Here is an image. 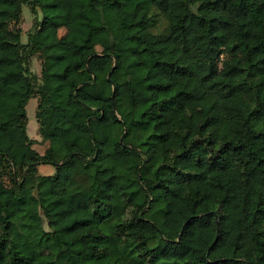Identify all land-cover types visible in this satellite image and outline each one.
Here are the masks:
<instances>
[{
  "label": "trees",
  "instance_id": "trees-1",
  "mask_svg": "<svg viewBox=\"0 0 264 264\" xmlns=\"http://www.w3.org/2000/svg\"><path fill=\"white\" fill-rule=\"evenodd\" d=\"M179 1L0 0V264H264V0Z\"/></svg>",
  "mask_w": 264,
  "mask_h": 264
},
{
  "label": "rangeland",
  "instance_id": "rangeland-1",
  "mask_svg": "<svg viewBox=\"0 0 264 264\" xmlns=\"http://www.w3.org/2000/svg\"><path fill=\"white\" fill-rule=\"evenodd\" d=\"M184 13V8L181 5L179 0H169V4L164 13L157 12L156 15V25L153 29L156 32L160 31H168L171 29H178L180 26V22L182 19V15ZM41 18L42 13L38 10V13L35 14L32 10L31 5L29 3H25L23 5L21 17L18 22H14L12 24L13 28H18L21 30L22 35V42L24 44L28 43V37L31 32L35 29V19ZM66 32L65 29L60 30V34L64 35ZM98 49L101 51L102 47L99 46ZM26 65L30 70L33 77H35L37 81V85L41 83L42 78V56L39 52H29L25 49L24 52ZM37 106H38V98L32 97L27 105V113L29 116V124H28V133L32 137L39 138L40 142H35L34 148L37 149L39 152H45L46 145L45 140L39 135V123L36 117L37 114ZM43 165L39 166L42 167ZM51 170L55 172V169L52 165H44L42 171H39L40 174L48 175L51 173ZM6 181L10 184L8 177L6 176ZM46 228H50L48 222H45Z\"/></svg>",
  "mask_w": 264,
  "mask_h": 264
},
{
  "label": "crops",
  "instance_id": "crops-1",
  "mask_svg": "<svg viewBox=\"0 0 264 264\" xmlns=\"http://www.w3.org/2000/svg\"><path fill=\"white\" fill-rule=\"evenodd\" d=\"M29 117V116H28ZM39 135L41 136V134H40V132H39ZM31 137V136H30ZM42 137V136H41ZM32 139H34L35 140V142H40V140H39V138H37V137H34V136H32L31 137ZM43 138V137H42ZM44 140V139H43ZM45 145H46V149L48 148V146H49V141H45ZM46 149H45V151H46ZM40 153H44V152H40ZM41 165H43L42 167H38V169H39V171H42V169H43V167H44V165L46 166V165H49V164H41ZM40 165V166H41ZM51 165V164H50ZM53 166V165H52ZM54 167V169H55V166H53ZM55 172H53V170H51V173L50 174H54Z\"/></svg>",
  "mask_w": 264,
  "mask_h": 264
}]
</instances>
